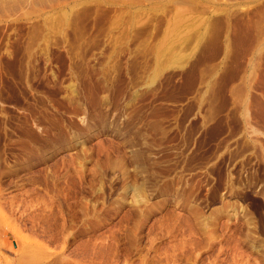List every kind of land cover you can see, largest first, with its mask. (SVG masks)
<instances>
[{
  "label": "rangeland",
  "instance_id": "rangeland-1",
  "mask_svg": "<svg viewBox=\"0 0 264 264\" xmlns=\"http://www.w3.org/2000/svg\"><path fill=\"white\" fill-rule=\"evenodd\" d=\"M0 264H264V0H0Z\"/></svg>",
  "mask_w": 264,
  "mask_h": 264
}]
</instances>
